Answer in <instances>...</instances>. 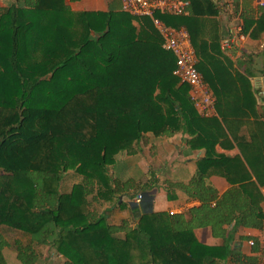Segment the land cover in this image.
Instances as JSON below:
<instances>
[{
  "label": "trees",
  "instance_id": "trees-1",
  "mask_svg": "<svg viewBox=\"0 0 264 264\" xmlns=\"http://www.w3.org/2000/svg\"><path fill=\"white\" fill-rule=\"evenodd\" d=\"M187 1L182 16L154 17L187 31L196 69L215 98L211 117L195 111L188 87L173 76L175 59L161 48L149 18L111 7L72 12L63 0H14L6 8L0 17V31L11 32L0 34V264H7L3 250L11 247L2 228L28 236L24 245L12 243L20 264H48L43 249L61 257L60 264H254L229 240L210 247L194 236L202 228L221 237L223 226L262 228L264 113L258 114L249 74L220 51L215 0ZM263 32L260 17L251 35ZM146 132H183L191 148L205 150L188 183H164L169 200L179 190L199 206L112 225L90 207L114 202L120 187L127 189L109 168ZM216 145L239 154H217ZM68 172L81 181L66 193ZM214 174L231 186L221 196L208 180Z\"/></svg>",
  "mask_w": 264,
  "mask_h": 264
},
{
  "label": "crops",
  "instance_id": "crops-1",
  "mask_svg": "<svg viewBox=\"0 0 264 264\" xmlns=\"http://www.w3.org/2000/svg\"><path fill=\"white\" fill-rule=\"evenodd\" d=\"M227 1L229 6L222 7L219 1L215 0L220 25L219 48L223 57L235 70L249 74L248 80L256 99L257 111L261 115L264 113V46H261L264 44V32L258 37H253L251 32L256 21L260 17L264 18V9H257L254 0ZM63 2L72 12L105 13L110 7L116 12H121L119 0H63ZM12 4L14 0H0V17L5 15L4 11ZM248 24L250 25L246 29ZM10 33L4 28L0 31L4 36H10ZM224 42H227V48H224ZM188 141L189 136L183 132L157 136L150 132L144 133L133 145V151L116 155L114 164L109 168L116 184L126 183L127 189L120 187L121 190L116 194L114 202L93 203L91 211L97 215H105L108 223L118 225L124 220L135 221L145 213L185 214L191 208L198 207L199 202L188 198L183 192L175 190L171 193L173 199L169 200L164 190L165 182L188 183L197 170L198 161L205 155L204 149L191 148ZM215 151L228 157L239 154L237 148L226 149L219 145L215 146ZM117 164L122 165L124 171L115 175L114 167ZM208 180L219 196L231 187L224 178L216 174L210 176ZM71 186L67 189L63 188L62 184L61 189L67 193ZM260 190L264 196V189ZM261 208L264 213V201ZM133 224L132 222L130 225ZM261 229H234L231 226H223L221 237L213 236L209 228H202L194 230V236L199 243L210 247H220L223 240H229L231 249L237 250L245 257L253 258L254 264H258V251L263 242ZM249 240L255 242V247L248 246ZM3 255L9 264L5 250ZM13 256L14 262L20 264L15 252ZM42 258L49 259L50 255ZM55 258L59 264L62 262L61 257ZM230 260L220 261V264H234Z\"/></svg>",
  "mask_w": 264,
  "mask_h": 264
},
{
  "label": "built area",
  "instance_id": "built-area-1",
  "mask_svg": "<svg viewBox=\"0 0 264 264\" xmlns=\"http://www.w3.org/2000/svg\"><path fill=\"white\" fill-rule=\"evenodd\" d=\"M222 7L229 6L227 0H218ZM120 11L137 18H149L161 37V48L175 59L173 76L179 84L188 87V97L195 111L202 117L215 115V99L206 86L201 74L196 69L197 58L191 46L187 31L183 28L173 29L166 26L154 15L164 14L182 16L186 13L189 3L186 0H119ZM257 9H264V0H254ZM228 47L227 42L223 44ZM262 47L264 44L261 45ZM140 198V197H139ZM263 242L258 251V264H264V223L262 226ZM253 240L248 241L249 247H254Z\"/></svg>",
  "mask_w": 264,
  "mask_h": 264
},
{
  "label": "rangeland",
  "instance_id": "rangeland-1",
  "mask_svg": "<svg viewBox=\"0 0 264 264\" xmlns=\"http://www.w3.org/2000/svg\"><path fill=\"white\" fill-rule=\"evenodd\" d=\"M114 168H115L114 169L115 175H118L124 171L123 166L122 165L120 166L119 164H117ZM79 179H80V177L78 175H76L75 173L68 172V174H66L64 182H63V188H67V189H68V187L70 188V186L77 183L79 181ZM1 233L5 238H7L8 242L11 244V247L5 249V255H6L7 261L9 264H16L14 262V256H13L14 246L12 245V243L16 240V241L20 242V244L24 245V244L28 243L29 238H28V236L24 235L21 232L9 230L6 228H2ZM41 252H42L43 256L47 257L48 253H47L46 249L41 250ZM49 254H50V258L45 259L46 263H48V264H59L58 259H56L55 256H51V253H49Z\"/></svg>",
  "mask_w": 264,
  "mask_h": 264
}]
</instances>
